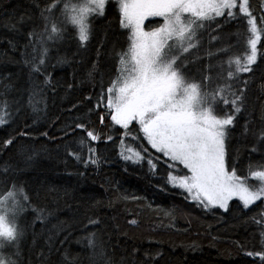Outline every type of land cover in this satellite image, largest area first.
Returning a JSON list of instances; mask_svg holds the SVG:
<instances>
[{
	"label": "trees",
	"instance_id": "1",
	"mask_svg": "<svg viewBox=\"0 0 264 264\" xmlns=\"http://www.w3.org/2000/svg\"><path fill=\"white\" fill-rule=\"evenodd\" d=\"M54 2L0 0V103L8 113L0 125V190L5 196L22 186L29 196L18 239L7 246L9 264H264L255 255L264 254L263 201L206 208L167 182L171 164L189 173L183 164L145 149L143 159L126 151L146 148V138L138 121L116 124L107 106L131 43L117 0L92 19L83 44L70 23L49 38L64 8L56 2L49 12ZM248 5L264 29V0ZM238 20L233 27L244 32L233 48L242 52L247 29ZM151 23L144 30L154 29ZM257 47L251 71L236 75L227 95L241 96L240 111L231 104L220 110L234 117L226 126L227 166L247 182L250 166L264 169V36Z\"/></svg>",
	"mask_w": 264,
	"mask_h": 264
},
{
	"label": "snow or ice",
	"instance_id": "2",
	"mask_svg": "<svg viewBox=\"0 0 264 264\" xmlns=\"http://www.w3.org/2000/svg\"><path fill=\"white\" fill-rule=\"evenodd\" d=\"M56 2H62L64 8L62 18L51 24L52 35L49 38L59 36L64 25L70 23L78 29V38L83 44L89 39V17L103 15L108 0ZM56 2L49 5V12L56 7ZM117 3L121 27L131 30V43L129 49L120 55L121 67L117 78L107 90V106L115 110L112 120L124 128L132 121H138L152 148L171 161H179L191 172L190 176L180 178L169 173V180L174 186L192 193L193 199L200 200L205 207L218 204L226 208L233 195L239 196L245 207L264 197V171H252L250 166V178L258 181L254 190L237 177L234 168L228 171L224 139L226 126L233 123L234 117L226 114L222 118L213 114L220 103L231 104L234 111L239 112L240 108L236 105L241 96L233 93L235 98L229 100L221 88L218 94L212 95L210 103L201 95L205 85L187 82L179 66H176L180 56L196 46L192 41L197 31L204 27V21L225 15L233 18L236 16L233 10L238 8L240 13L249 17L247 51L244 55L229 59V65H234L235 70L227 75L231 79L241 72L251 71L264 29L258 28L256 18L248 9V0H117ZM147 17L163 18V24L152 32H144L142 22ZM40 63L43 64V60ZM35 70L39 71V68ZM6 107V102L0 103V125L7 123ZM87 136L97 139L91 131L87 132ZM126 151L133 152L130 148H126ZM133 155L143 159L139 152H133ZM76 158H80L78 154ZM124 158L132 159V155ZM96 162L95 159L91 160V163ZM149 164L153 169L156 167L151 160ZM18 196L29 200L22 186L17 189L16 185H12L7 196L0 190V197H3L0 199V237L9 242L17 240L19 232L15 211L4 206L9 200L15 204ZM89 244L92 245L91 239ZM4 247L0 243V251ZM255 255L264 260V254Z\"/></svg>",
	"mask_w": 264,
	"mask_h": 264
},
{
	"label": "rangeland",
	"instance_id": "3",
	"mask_svg": "<svg viewBox=\"0 0 264 264\" xmlns=\"http://www.w3.org/2000/svg\"><path fill=\"white\" fill-rule=\"evenodd\" d=\"M81 2H83V0H81ZM247 6H248V9L250 11L249 5H247ZM233 11L236 12V16L233 18H228L225 15V16L217 17L215 20L204 21V27L197 31L196 36L193 38V41H192V43H194L196 46L193 48H190L188 52L183 53L180 56V59L177 60L176 66H179V70H180L181 74L185 77L187 82L202 83L203 85H205V87H203L201 89V95L204 96L205 99L208 100L210 103L212 100V95L218 94V91L221 88L224 89L223 95H225L228 98L227 95L230 92V88L232 86L231 85L232 81L234 80V78L236 76L234 78L230 79L227 74L229 71H234L235 66L232 65V69L228 70L225 65L228 63V60L230 58L235 57L236 55H244L247 51V46H246V49L242 50V52L236 51V49L233 48V46L236 43L235 40L238 39L237 34L244 32L243 29L236 31L233 26L236 23V19H240V20H238V22H246V29H248L249 25H248L247 21H248L249 17L244 13H240L238 8L234 9ZM99 16H101V15L90 16L89 21H88L89 25L91 26L92 19L99 17ZM156 18H159L160 20L157 21ZM147 19L152 20L151 26L154 29L149 30V31L144 30V23ZM157 23H159V24L157 25ZM162 24H163V18L147 17L142 22V28H143L144 32H152V31L158 29ZM256 24H257V22H256ZM257 26H258V24H257ZM127 29H128L129 34L131 36V30L129 28H127ZM247 36H248V32L246 35V39H247ZM185 46H187V42H185ZM224 49H226L227 51H224ZM173 54H177V53H173ZM181 61L183 62L182 66H180ZM204 67L210 68V69H208L207 73H199V71H196V70L204 68ZM228 86H230V88ZM223 106L224 105L222 103H220L218 105V109L216 111H214L213 114L217 115L219 117H222V118L225 117L220 112V110H222ZM133 133H135V131ZM138 137H139V135H138ZM145 145H146V148H144V147H134V148L128 147V148L132 149L134 152H139L141 154V156H142V153L145 149L149 153L155 152L158 155H161L162 158L165 157L162 152H158L156 149L152 148V146L148 142L147 138H146V144ZM224 152H225L226 167H227L228 171L231 172L227 166V161H226V141H225V139H224ZM165 158H168L171 161V159L169 157H165ZM169 160H167V161L170 162ZM151 161L153 162V160H151ZM171 162L177 163V164H182L179 161H171ZM171 165H174V164H171ZM174 168L175 169L169 170V172L167 174V178H166L167 182L170 183V186L172 188L175 187V189H178V190L184 192L190 198L193 199L192 193H189L185 188H182L179 186H174L173 182H171L169 180V173H171L173 176L180 178V177H184V176H190L191 175L190 170L188 169L189 170L188 174H179L176 171L175 165H174ZM259 171H264V169L259 170ZM244 181H245V184L247 186H249L250 188H253V190L255 187L258 186V181L255 179H252L250 182H247L246 180H244ZM5 196H7V195H5ZM2 198L3 197H1L0 199H2ZM234 199L241 201L239 196L233 195L232 198L228 200L226 208L220 207L218 204L210 205L206 208H209V209L220 208L222 210H226V209H228L231 201ZM195 200H197V199H195ZM260 201L264 202V197H262L259 200H256L254 203L250 204L247 207H250L253 204L260 202ZM205 203H206V201H205ZM4 207H5V209H12L15 211V213H16V224H17V222L19 221V216H21V214L23 212L22 211L23 199L18 196L17 202L15 204H13L11 202V200H9ZM9 219L11 220V214H9ZM0 243H3L5 245L3 251H0V261H3V264H9L10 258L8 256L7 246L9 244H11V242L7 241L6 238H4V237H0Z\"/></svg>",
	"mask_w": 264,
	"mask_h": 264
}]
</instances>
